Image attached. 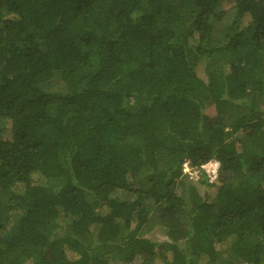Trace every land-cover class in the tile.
<instances>
[{"label": "trees", "instance_id": "obj_1", "mask_svg": "<svg viewBox=\"0 0 264 264\" xmlns=\"http://www.w3.org/2000/svg\"><path fill=\"white\" fill-rule=\"evenodd\" d=\"M0 264H264V0H0Z\"/></svg>", "mask_w": 264, "mask_h": 264}, {"label": "built area", "instance_id": "obj_2", "mask_svg": "<svg viewBox=\"0 0 264 264\" xmlns=\"http://www.w3.org/2000/svg\"><path fill=\"white\" fill-rule=\"evenodd\" d=\"M218 167H219V164L218 162L216 161H210L204 165H202L200 167V169L203 171V173L206 175V177L208 178V180L210 182H213L214 180H216L217 178V171H218ZM200 170V171H201ZM200 171L197 170V169H193L191 168L187 162H185L183 165H182V173L189 176V177H192L194 179H198L201 177L200 175Z\"/></svg>", "mask_w": 264, "mask_h": 264}, {"label": "rangeland", "instance_id": "obj_3", "mask_svg": "<svg viewBox=\"0 0 264 264\" xmlns=\"http://www.w3.org/2000/svg\"><path fill=\"white\" fill-rule=\"evenodd\" d=\"M215 35V34H214ZM45 89H50V90H59V89H61L62 88V85H60V84H58V82L57 81H51V82H49V83H46L44 86H43ZM133 106H135V104H134V102L133 101H130L129 103H128V107H130V108H132ZM207 113L209 114V115H214L215 114V112H214V110L211 108V107H209L208 109H207ZM213 182H216V180H214ZM16 213H19V212H16ZM13 219V218H12ZM11 224H12V220L10 221V219H9V222H8V224H7V228H10L11 227Z\"/></svg>", "mask_w": 264, "mask_h": 264}]
</instances>
